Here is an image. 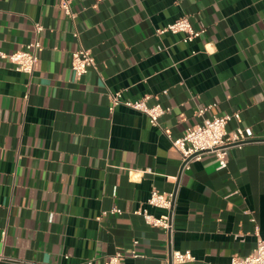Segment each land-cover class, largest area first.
<instances>
[{
	"label": "crops",
	"instance_id": "1",
	"mask_svg": "<svg viewBox=\"0 0 264 264\" xmlns=\"http://www.w3.org/2000/svg\"><path fill=\"white\" fill-rule=\"evenodd\" d=\"M59 3L0 0V52L44 47L32 74L0 59V264L118 252L124 264H173L176 251L195 257L182 264H229L252 253L264 238V0H75L73 19ZM183 16L206 33L160 32ZM80 49L97 68L77 77ZM117 92L161 103L160 127L112 110ZM232 113L241 121L227 131L254 139L229 148L225 169L206 156L182 171L168 133ZM153 191L174 194L171 233L136 214L169 213L149 205Z\"/></svg>",
	"mask_w": 264,
	"mask_h": 264
},
{
	"label": "built area",
	"instance_id": "2",
	"mask_svg": "<svg viewBox=\"0 0 264 264\" xmlns=\"http://www.w3.org/2000/svg\"><path fill=\"white\" fill-rule=\"evenodd\" d=\"M75 0H60L59 7L64 13L75 18L73 9ZM43 27L37 25V31ZM161 33L171 32L173 34H184V41L190 42L195 38L201 37L206 33L203 27H196L188 16H183L175 22L160 30ZM44 50L43 45L36 41L27 45L25 48L13 53L0 52V59L10 62L17 71L32 74L39 61L40 53ZM96 69L97 63L92 52L87 49H80L72 53V69L77 77H81L89 72L90 69ZM111 109L116 106L125 107L145 114L151 125L160 127V119L167 113V109L159 102L151 104L149 97H143L137 100H123L121 92L111 94ZM215 105H211V108ZM203 111H201L202 113ZM233 120L240 122V113L225 115H214L207 118L201 124H197L189 129L181 137L174 138L170 133L168 137L173 146L182 156V171L190 170L193 163L203 160L206 156H213L219 169H225L228 166V150L232 146L242 147L248 141L254 139V132L251 128H244L238 125L235 130L228 132L227 126ZM148 203L151 206L169 211L161 217H155L147 210H138L136 214L142 215L145 221L153 226L164 229L171 233L173 230L171 210L174 205V194L160 193L153 191ZM111 214H122V210L114 208ZM132 256L138 257L133 252ZM125 255L121 252L109 257L105 263H98L94 260L85 261L83 264H124ZM195 257L191 251H176L172 255L173 264H182L194 261ZM229 264H264V238H258L256 248L247 256H234Z\"/></svg>",
	"mask_w": 264,
	"mask_h": 264
}]
</instances>
